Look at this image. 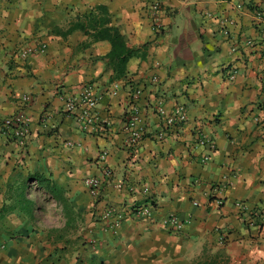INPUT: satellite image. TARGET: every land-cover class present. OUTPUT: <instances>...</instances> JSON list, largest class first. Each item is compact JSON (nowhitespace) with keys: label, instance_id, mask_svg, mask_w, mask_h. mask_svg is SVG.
<instances>
[{"label":"crops","instance_id":"crops-1","mask_svg":"<svg viewBox=\"0 0 264 264\" xmlns=\"http://www.w3.org/2000/svg\"><path fill=\"white\" fill-rule=\"evenodd\" d=\"M155 1L0 0V264H264V222H250L264 211V0H159L154 28ZM92 11L139 49L124 77L111 41L93 39ZM86 86L98 103L84 129ZM178 106L186 121L160 135L159 109ZM133 107L144 123L136 145L125 128ZM19 110L30 118L22 143L2 128ZM86 177L104 180L97 197ZM143 204L153 215L118 231L101 217ZM170 213L180 231L160 223Z\"/></svg>","mask_w":264,"mask_h":264},{"label":"built area","instance_id":"built-area-1","mask_svg":"<svg viewBox=\"0 0 264 264\" xmlns=\"http://www.w3.org/2000/svg\"><path fill=\"white\" fill-rule=\"evenodd\" d=\"M161 8V3L159 0L155 1L151 5V11L152 16L154 19V28H157V24L159 25V21L157 18V14L159 13V10ZM264 46V43H263ZM46 45L43 44L41 48H36L33 45H30L28 47H25L21 51V55L27 56L28 54L34 52V51H43L45 50ZM238 70L236 68H230L228 79L234 80L236 77ZM157 80V77H154V81ZM138 95V91H136L135 96ZM30 96L25 95L23 97L24 101H29ZM83 102V108L78 115V121L81 123L82 127L84 129H87L88 126L92 125L96 121V117L94 116L95 109L98 103L97 98L92 93V88L86 86L84 88V95L82 97ZM65 110L68 112H74L76 110V100L75 99H68L65 103ZM159 115L162 117V121H164V128L162 129V132L160 135L163 134L164 130L166 128L175 127L178 124L183 123L187 119V112L186 109L183 106L176 107L172 112L167 111L164 108L159 109ZM2 128H4L6 131L8 130L13 138L19 142H23L25 137L30 133V118L26 115V113L23 110H19L16 113L12 114L11 116H8L4 119L2 123ZM101 129H104V126L100 127ZM125 128L129 134V142L131 145H136L144 134V123L141 118V115L139 114L136 107H133L132 111L129 113L125 120ZM200 144H205L204 139H199ZM68 146H73V143L71 141L67 142ZM107 152L104 151L102 156H106ZM210 156H206L205 160H209ZM106 177H111L113 175L112 171L110 169H107L105 171ZM104 180L99 177H86L83 180V184L86 186V188L89 190L92 197H97L100 193L101 187L103 186ZM126 183L124 181H118L116 183V186L118 188L127 187L130 191L136 190V187L134 185H125ZM144 191L146 189L143 188ZM194 204H197L196 202ZM238 207L244 211H249V206L244 202H238ZM153 215V208L152 205L143 204V205H137L134 207L127 206L125 210L123 211H115L114 209H106L104 213L101 215L103 219L108 221V227L112 231H118L128 216H134L138 218H149ZM252 218H250V222H253L254 216H259L261 220L264 222V211H258L255 210L251 214ZM160 223L163 225V227L175 231H180L184 226V220L181 219L177 214L170 213L166 215L165 217L160 219Z\"/></svg>","mask_w":264,"mask_h":264},{"label":"trees","instance_id":"trees-1","mask_svg":"<svg viewBox=\"0 0 264 264\" xmlns=\"http://www.w3.org/2000/svg\"><path fill=\"white\" fill-rule=\"evenodd\" d=\"M97 9L102 11L103 13H106L107 10L103 6H98ZM93 11L86 15L85 17H92L89 20L88 25H90L93 28H97L96 25L100 26V28L96 29L95 33L93 34V39L94 40H100V39H109L112 43V50L110 54L108 55L115 74L117 77H124L126 73V66L128 60L132 56L139 55V49L138 48H132L127 45L126 39L124 36L121 34L120 30L118 27H108L104 24V18L98 19L93 17ZM84 23H76L74 27H83L85 28L86 26L83 25ZM100 24V25H99ZM51 189V190H50ZM49 190L52 192V194L55 197H60V193L55 191L51 186L49 187Z\"/></svg>","mask_w":264,"mask_h":264},{"label":"rangeland","instance_id":"rangeland-1","mask_svg":"<svg viewBox=\"0 0 264 264\" xmlns=\"http://www.w3.org/2000/svg\"><path fill=\"white\" fill-rule=\"evenodd\" d=\"M42 209V213L44 214V219H47L48 222L55 223V220L58 219V216L56 215V211L52 208V210H49V207H52L47 200H42L40 203ZM54 207V206H53ZM53 221V222H52ZM51 223H48L51 224Z\"/></svg>","mask_w":264,"mask_h":264}]
</instances>
